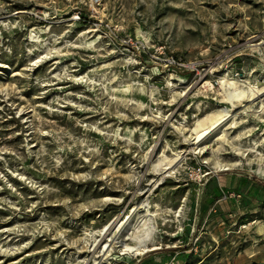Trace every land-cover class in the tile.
Wrapping results in <instances>:
<instances>
[{
	"label": "rangeland",
	"instance_id": "obj_1",
	"mask_svg": "<svg viewBox=\"0 0 264 264\" xmlns=\"http://www.w3.org/2000/svg\"><path fill=\"white\" fill-rule=\"evenodd\" d=\"M225 75L264 90V0H0V264H264V92L193 145Z\"/></svg>",
	"mask_w": 264,
	"mask_h": 264
},
{
	"label": "bare ground",
	"instance_id": "obj_2",
	"mask_svg": "<svg viewBox=\"0 0 264 264\" xmlns=\"http://www.w3.org/2000/svg\"><path fill=\"white\" fill-rule=\"evenodd\" d=\"M31 38L33 39L34 36H31ZM32 42L34 41L32 40ZM221 87L223 90L224 101L229 106L212 111L203 118L198 119L195 127L191 131L194 135L193 145H195V149H199V151L202 149L201 145L210 135L220 133L221 135L219 139L221 142L225 140L226 135L222 128L236 124L233 111L237 108V103H240L239 105H241V102L244 100L253 101L264 94V90H259L257 88L248 86L245 88L244 86L239 85L236 81L229 80L226 75L221 80ZM179 158V155H175L173 159L163 156L157 163L156 167L162 169L163 171L170 170L174 167V165H176V163L179 162ZM218 167L221 168V166ZM156 212L157 210L155 212L151 211L149 209V204L145 202L142 205L141 213H139V211L133 210L130 215H127L124 220L116 223L113 227V229H116L118 232L122 230L121 233H123L124 236L121 246L124 248L123 251L128 255H140L145 251L147 243L151 240L155 233L154 217L157 215ZM179 214L180 210L175 216L179 217ZM107 231L108 227H104L98 231V235H105ZM95 234L96 232H92L89 234V237L93 238ZM119 237L120 235L115 237V240H118ZM127 240H134L136 243L134 246H131L126 242ZM112 250V244L109 242L103 243L100 250L103 258L99 261H94L92 264H109L106 259Z\"/></svg>",
	"mask_w": 264,
	"mask_h": 264
}]
</instances>
